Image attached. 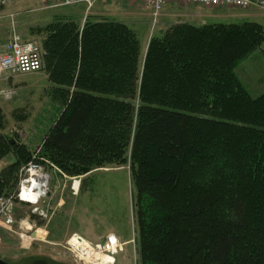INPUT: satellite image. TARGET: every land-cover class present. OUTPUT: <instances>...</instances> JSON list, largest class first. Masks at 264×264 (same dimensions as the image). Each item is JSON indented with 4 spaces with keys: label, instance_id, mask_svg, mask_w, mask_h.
I'll use <instances>...</instances> for the list:
<instances>
[{
    "label": "trees",
    "instance_id": "obj_1",
    "mask_svg": "<svg viewBox=\"0 0 264 264\" xmlns=\"http://www.w3.org/2000/svg\"><path fill=\"white\" fill-rule=\"evenodd\" d=\"M39 31L57 117L31 154L3 135L0 109V162L14 158L0 198L31 160L72 178L127 165L138 264H264V94L252 97L234 72L264 28L179 23L143 56L118 22L79 30L57 19Z\"/></svg>",
    "mask_w": 264,
    "mask_h": 264
},
{
    "label": "rangeland",
    "instance_id": "obj_2",
    "mask_svg": "<svg viewBox=\"0 0 264 264\" xmlns=\"http://www.w3.org/2000/svg\"><path fill=\"white\" fill-rule=\"evenodd\" d=\"M120 1L97 2L87 9L82 4L50 8L37 0H3L4 5H0V41H7L14 30L23 40L39 45L45 35L39 29L57 19L70 20L79 29L85 19L105 20L121 23L132 30L137 35L143 56L151 38L160 37L173 25L191 24L184 16L187 12L199 16L193 22L198 26L256 22L264 27V17L256 8L206 9L170 2L154 17L153 11L145 8L140 1L128 2L129 4L127 1ZM261 49L264 51V45ZM234 72L252 97L262 93L260 89L264 88V55L260 49L241 61ZM50 86L45 68L39 72L0 79V109L5 117V129L2 133L11 138L12 142L26 146L31 154L38 153L43 136L57 117L55 107L58 106L48 96ZM2 161L1 164L6 167L14 161L13 155L9 154ZM45 170L50 176L49 193L45 200L48 216L41 220L36 215V218L31 215V208L15 207V220L27 217L39 227L50 223L48 230L53 237L58 229L61 232L77 233L91 243H98L95 242L97 239L112 233L119 237L120 242H126L123 252L116 257L117 264H138L132 204L135 189L128 166H110L93 171L83 178L76 177L80 181L75 194L71 190L72 177L62 175L50 163L45 165ZM17 226L15 224L9 230L0 224L1 261L27 264L26 260L33 257L50 260L52 264H75L66 245L72 234L64 241L51 242L46 230L44 232L42 229L39 232L41 240L37 239L30 245H25L26 247H20V237L15 233L22 232L26 236H31L32 233L18 231ZM132 241L134 242L131 243Z\"/></svg>",
    "mask_w": 264,
    "mask_h": 264
},
{
    "label": "built area",
    "instance_id": "obj_3",
    "mask_svg": "<svg viewBox=\"0 0 264 264\" xmlns=\"http://www.w3.org/2000/svg\"><path fill=\"white\" fill-rule=\"evenodd\" d=\"M50 8H60L82 4L90 9L95 3H107L115 0H37ZM129 2L140 1L145 8L153 11V16L158 15L159 10L168 2L182 3L186 5H195L206 9L218 8H237L247 9L256 8L264 17V0H127ZM0 5H4L0 0ZM43 63L41 52L37 44L33 41H23L14 31L3 45L0 53V79L11 77L14 75L34 73L42 70ZM43 163L31 160L21 168L18 174V182L15 191L10 195L0 198V224L6 228L17 224L18 231H26L32 233L26 236L22 232H16L20 237V247H26L33 241L40 238L38 233L41 228L36 227L35 223L29 218H23L19 221L15 220L14 209L17 205L27 206L31 208V215L46 219L48 216V208L45 206V200L49 192L50 176L45 170L47 161ZM79 178H73L74 183L79 186ZM73 191V190H72ZM46 207H44L43 206ZM36 218V217H35ZM133 243V241L131 242ZM126 243H122L113 235L108 234L104 240L99 243H91L83 239L77 234L67 241V250L75 264H117V255L123 252Z\"/></svg>",
    "mask_w": 264,
    "mask_h": 264
},
{
    "label": "crops",
    "instance_id": "obj_4",
    "mask_svg": "<svg viewBox=\"0 0 264 264\" xmlns=\"http://www.w3.org/2000/svg\"><path fill=\"white\" fill-rule=\"evenodd\" d=\"M121 1H127V0H121ZM120 1V2H121ZM129 1H127L126 3H128ZM130 3V2H129ZM128 3V4H129ZM133 3H135V2H133ZM168 3H170V2H168ZM186 9V8H185ZM182 14H184V13H182ZM184 16H186V21H189V22H192L191 23V25H195V26H198L196 23H193V22H195V21H197L198 19V15H195V14H193V13H191V12H187V13H185L184 14ZM259 17L260 18H262L260 15H259ZM263 20H264V18H262ZM188 24H190V23H188ZM264 28V27H263ZM7 40V39H6ZM23 40V39H22ZM3 41H5V40H1L0 41V53H1V51H2V48H3V45L6 43V41L5 42H3ZM3 42V43H2ZM264 45V44H263ZM262 47V46H261ZM146 50V49H145ZM144 50V51H145ZM261 50V52L262 53H264V51H263V49H260ZM237 77V76H236ZM238 78V77H237ZM238 80H239V78H238ZM263 80V82H264V78L262 79ZM239 82L243 85V83L239 80ZM244 87V86H243ZM245 88V87H244ZM246 89V88H245ZM247 92L249 93V91L247 90ZM260 92H262V93H260L259 95H261V94H264V88H261L260 89ZM259 95H257V96H259ZM257 96H254V97H257ZM1 163H3V161H1L0 162V164ZM2 165V164H1ZM0 165V171L5 167V165H2L1 166ZM1 167H3V168H1ZM62 176V175H61ZM16 207H19V208H23L24 206H21V205H17ZM31 222H33V223H35V226L36 227H39L38 225H37V223L35 222V221H31ZM50 226V223L49 224H47V225H44V226H41V227H39V228H41V229H43L44 230V232H45V230H46V232H47V234H48V236H49V240H51V242H61V241H64V239L65 238H67V237H69L71 234H73V233H69V232H61L60 230H58L57 229V231H56V234L54 235V237L52 236V233L48 230V227ZM58 234H60V237H58ZM77 234V233H76ZM109 234H112V233H109ZM61 236H63V237H61ZM104 237L105 236H102V237H100L99 239H97L95 242H101V241H103V239H104ZM117 237V236H116ZM118 239H119V237H117ZM121 240V239H120ZM122 241V240H121ZM122 242H124V241H122ZM128 242V241H127ZM124 243H126V242H124Z\"/></svg>",
    "mask_w": 264,
    "mask_h": 264
},
{
    "label": "bare ground",
    "instance_id": "obj_5",
    "mask_svg": "<svg viewBox=\"0 0 264 264\" xmlns=\"http://www.w3.org/2000/svg\"><path fill=\"white\" fill-rule=\"evenodd\" d=\"M78 187H79V186H77V183H74V186H73V189H72V190H73V192H74L73 194H75V193L77 192V190H78ZM39 232H40V231H39ZM39 232H38V233H36V234H37V235H39ZM81 237H82V236H81Z\"/></svg>",
    "mask_w": 264,
    "mask_h": 264
},
{
    "label": "water",
    "instance_id": "obj_6",
    "mask_svg": "<svg viewBox=\"0 0 264 264\" xmlns=\"http://www.w3.org/2000/svg\"><path fill=\"white\" fill-rule=\"evenodd\" d=\"M0 264H8V263H6V262H3V261H1V260H0Z\"/></svg>",
    "mask_w": 264,
    "mask_h": 264
}]
</instances>
